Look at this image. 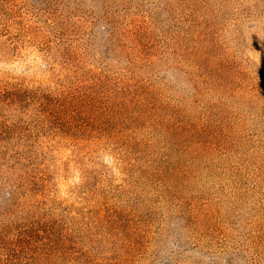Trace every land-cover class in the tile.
<instances>
[{"label":"rangeland","instance_id":"obj_1","mask_svg":"<svg viewBox=\"0 0 264 264\" xmlns=\"http://www.w3.org/2000/svg\"><path fill=\"white\" fill-rule=\"evenodd\" d=\"M24 233L17 264H264V0H0Z\"/></svg>","mask_w":264,"mask_h":264},{"label":"trees","instance_id":"obj_2","mask_svg":"<svg viewBox=\"0 0 264 264\" xmlns=\"http://www.w3.org/2000/svg\"><path fill=\"white\" fill-rule=\"evenodd\" d=\"M0 241V246L7 250L5 258H0V264H17V257L32 245L31 237L27 233H24V236L14 235L8 242Z\"/></svg>","mask_w":264,"mask_h":264}]
</instances>
